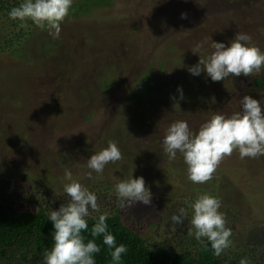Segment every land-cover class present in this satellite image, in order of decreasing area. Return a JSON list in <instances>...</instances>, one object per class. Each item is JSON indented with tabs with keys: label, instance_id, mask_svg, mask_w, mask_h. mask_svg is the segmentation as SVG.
Returning a JSON list of instances; mask_svg holds the SVG:
<instances>
[{
	"label": "rangeland",
	"instance_id": "1",
	"mask_svg": "<svg viewBox=\"0 0 264 264\" xmlns=\"http://www.w3.org/2000/svg\"><path fill=\"white\" fill-rule=\"evenodd\" d=\"M112 1L68 17L55 47L47 48L42 36L51 35L41 30L20 49L28 58L0 51V199L12 189L26 203L36 198L33 192H47L60 207L69 200L63 191L66 169L89 189L104 180L112 195L120 180L142 176L151 205L137 202L122 211L127 224L145 236L171 231L184 191L205 190L221 194L219 211L232 230L224 252L264 242V156L248 164L233 153L215 171L214 183L195 184L182 154L169 161L163 150L166 130L177 120L196 132L217 112L241 111L244 95L264 105V90H254L244 76L213 82L206 72L188 71L211 55L213 42L230 46L238 32L264 51V0ZM175 79L183 99L164 86ZM133 91L140 98H129ZM109 140L123 159L89 178L87 160Z\"/></svg>",
	"mask_w": 264,
	"mask_h": 264
},
{
	"label": "clouds",
	"instance_id": "2",
	"mask_svg": "<svg viewBox=\"0 0 264 264\" xmlns=\"http://www.w3.org/2000/svg\"><path fill=\"white\" fill-rule=\"evenodd\" d=\"M73 0H24L8 13L13 20L31 21L41 30H47L54 39L59 38L61 24L69 15ZM186 18V13L181 14ZM214 51L205 59L191 66L188 71L198 76L206 72L213 82L232 77H251L259 74L264 68V51L251 45V37L245 33H235L230 46L213 42ZM180 99L183 91L178 88ZM241 111L228 116L217 112L209 120L200 125L194 132L187 121L177 120L166 130L163 138V150L169 161H174L179 152L187 165V174L191 182L204 184L212 179L215 171L226 158L238 150L241 159L245 157L257 158L264 156V105L261 100L244 95L240 100ZM175 105L179 106L177 102ZM123 159L121 150L115 141L109 140L107 147L91 155L87 160V173L102 174L105 166ZM63 191L69 197L58 210L49 212V219L53 223L54 244L50 250L43 253L44 264H96L94 254L101 251L94 239L85 243L83 232L88 230V218L93 212H100L97 194L90 191L77 180L72 172L65 170ZM115 192L121 209L134 206L137 202L151 205L152 193L144 178L120 180L115 185ZM193 210L191 225L197 241L203 243L206 238L214 254L219 257L231 246L232 230L227 227L225 215L219 211L221 201L207 193L199 195L190 205ZM108 213L99 215L97 222L91 229L92 237L103 236V243L109 248L111 258L115 264H120L122 254L128 251L123 244L116 245V238L108 232ZM187 218L185 208H180L179 214L171 217L173 225H182ZM240 264H249L243 258Z\"/></svg>",
	"mask_w": 264,
	"mask_h": 264
},
{
	"label": "trees",
	"instance_id": "3",
	"mask_svg": "<svg viewBox=\"0 0 264 264\" xmlns=\"http://www.w3.org/2000/svg\"><path fill=\"white\" fill-rule=\"evenodd\" d=\"M23 2L24 0H0V51L5 52L12 49L13 55L28 58L29 56L25 52L20 53V49L36 35L40 37L41 29L31 21H26L24 26H21V21L13 20L8 15L13 7H17ZM112 2V0H74L69 15L64 21L71 16L78 18L79 15L89 13L97 6L111 5ZM42 41L46 42L47 48L59 45L57 39L52 36L48 39L47 37L44 39L42 36ZM42 41L38 42L40 47L43 44ZM243 78L254 90H264V71L249 78ZM179 83L180 81L175 79L171 82L166 81L164 86L168 89V86L171 85L173 89H178L180 88ZM154 85L155 83L148 85L144 91L150 90ZM168 93L170 94L171 91ZM196 97L199 98L201 95ZM129 98L138 99L140 94L138 91H133ZM234 153H238V150ZM243 159L249 164L254 158L245 157ZM214 181L216 180H211L213 183ZM98 182L99 186L92 185V189L89 190L97 194L100 212L91 214L88 218V230L82 233L85 243L94 239L101 249L99 253L94 254L96 264H115L111 258V252L114 249L103 243V236H91L93 225L97 222L99 215L105 212L109 214L106 221L107 230L115 236L116 245L123 244L128 249L126 253L122 254L120 264H240L243 258H247L249 264H264V242L243 247L234 252H224L217 257L206 238H202L203 243H201L195 239L194 235H188L189 231L194 233L195 229L191 223L190 226H184L186 221L182 225H173L172 223L169 227L171 231L158 232L149 238L140 229H134L127 224L116 194H110L112 188L106 185L102 186V183ZM15 190H10L7 197L4 196L3 199H0V264H44L43 253L50 250L54 244V228L49 219V212L58 210L59 207L51 204L52 201L48 198L47 192L41 194L33 192L36 198L32 197L26 203L21 200L22 194ZM205 193L218 199L221 198V194L205 190H200L195 194H188L184 191L182 194L186 199L182 208L187 211V218L190 221L193 215L190 205L199 195ZM112 196L117 199V202L110 201L109 198ZM103 198L106 202L102 201ZM33 202V206H29ZM152 224L157 225L155 222Z\"/></svg>",
	"mask_w": 264,
	"mask_h": 264
}]
</instances>
